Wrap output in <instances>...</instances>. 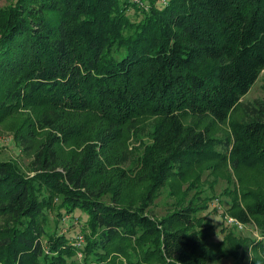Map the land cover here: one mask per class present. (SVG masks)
<instances>
[{"label": "trees", "instance_id": "1", "mask_svg": "<svg viewBox=\"0 0 264 264\" xmlns=\"http://www.w3.org/2000/svg\"><path fill=\"white\" fill-rule=\"evenodd\" d=\"M263 71L264 0L0 6V121L37 105L39 126L25 139L48 130L28 172L0 159V264L243 259L242 243L232 236L203 248L197 214L208 200L200 204V191L161 217L150 208L172 177L182 179L199 159L219 155L263 175L262 182L242 178L244 202L233 199L229 214L259 231L243 264H264V101L243 102ZM228 121L229 136L216 137ZM132 134L148 140L135 177L125 180ZM77 136L79 149L62 158L58 144ZM129 187L140 188L137 198H129ZM77 208L88 215L83 263L73 239L49 227L52 211L62 218Z\"/></svg>", "mask_w": 264, "mask_h": 264}, {"label": "rangeland", "instance_id": "2", "mask_svg": "<svg viewBox=\"0 0 264 264\" xmlns=\"http://www.w3.org/2000/svg\"><path fill=\"white\" fill-rule=\"evenodd\" d=\"M12 0H0V6L11 3ZM141 6L143 4H140ZM129 13L132 18L139 17L135 8H130ZM255 100L264 101V71L260 78L253 85L250 91L243 97L244 103H255ZM39 113L37 105H26L21 107L4 120L0 121V159L10 160L21 166V168L28 172L31 167V162L34 159L38 144L45 141L48 137L47 128H39L37 134L32 141L26 140L27 132L36 130L39 123H36V118ZM239 114V113H238ZM231 125L229 121L218 125L215 136L226 137L231 133ZM148 140L144 134L141 139L135 135H131L128 139V149L131 153V160L124 166L129 175L125 180H131L135 177V172L138 171V158L143 153V142ZM80 147V138L72 139L58 144V153L62 158L69 157L73 152ZM216 150L223 154H228L227 151L220 146ZM217 158H201L193 166L189 167L184 178L178 176L172 177L164 187H162L155 201L150 205L152 213L157 217L165 215L180 201L188 202L197 191H200V204H204V199L207 198L208 204L205 209L201 210L197 215L202 216V226L204 234L203 248H209L211 245L225 240L227 236H232L242 243L239 252H243L245 257L228 256L222 258L217 264H243L249 260L253 251L249 247L248 242L258 238L259 231L257 228L248 224L243 228L229 221V207L233 199H239L244 202L241 197L242 178L245 182L254 183L256 181H263V175L258 173L257 169H248L242 167L237 169L233 167L228 158L219 155ZM135 174V175H134ZM127 190L129 198L132 196L137 198L140 188L129 187ZM60 199H56L59 203ZM49 227L53 230L58 226L60 232L67 234L73 240L78 235H84L88 215L85 211L77 208L73 214L65 213L63 217L57 216L52 211L50 213ZM60 226V227H59ZM84 240H86L84 238ZM84 243V242H83ZM76 258L79 263H83V252L80 247ZM138 252V248L136 249ZM80 253V254H79ZM122 257L119 256V260ZM151 264V262H146Z\"/></svg>", "mask_w": 264, "mask_h": 264}, {"label": "built area", "instance_id": "3", "mask_svg": "<svg viewBox=\"0 0 264 264\" xmlns=\"http://www.w3.org/2000/svg\"><path fill=\"white\" fill-rule=\"evenodd\" d=\"M229 221L235 225H237L239 228H243L244 225L239 222L238 220H236L235 218L231 217L229 218ZM83 242H84V237L83 235H78L74 240L73 243L75 244L76 247H82L83 246ZM80 254V253H79Z\"/></svg>", "mask_w": 264, "mask_h": 264}]
</instances>
